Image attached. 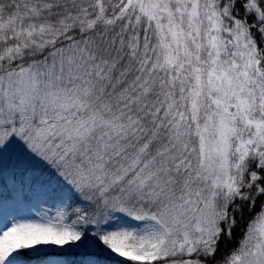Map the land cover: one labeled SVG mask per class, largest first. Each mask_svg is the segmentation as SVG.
Returning <instances> with one entry per match:
<instances>
[{
	"label": "snow or ice",
	"instance_id": "snow-or-ice-1",
	"mask_svg": "<svg viewBox=\"0 0 264 264\" xmlns=\"http://www.w3.org/2000/svg\"><path fill=\"white\" fill-rule=\"evenodd\" d=\"M0 264H264V0H0Z\"/></svg>",
	"mask_w": 264,
	"mask_h": 264
}]
</instances>
